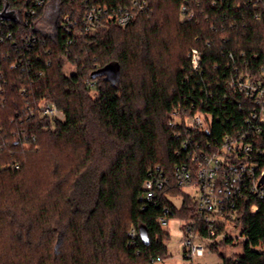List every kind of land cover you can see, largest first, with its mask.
I'll list each match as a JSON object with an SVG mask.
<instances>
[{"label":"trees","instance_id":"1","mask_svg":"<svg viewBox=\"0 0 264 264\" xmlns=\"http://www.w3.org/2000/svg\"><path fill=\"white\" fill-rule=\"evenodd\" d=\"M36 1L0 0V264L162 263L164 209L198 223L174 180L190 162L183 144L210 152L249 127L255 108L237 80L264 83V0H146L124 27L117 17L142 0ZM111 65L114 82L90 78ZM44 102L63 119L42 116ZM176 111L210 118L208 130L172 124ZM254 139L264 150V125ZM160 178L147 199L144 185ZM238 209L210 252L220 264H264V201Z\"/></svg>","mask_w":264,"mask_h":264},{"label":"built area","instance_id":"2","mask_svg":"<svg viewBox=\"0 0 264 264\" xmlns=\"http://www.w3.org/2000/svg\"><path fill=\"white\" fill-rule=\"evenodd\" d=\"M259 2L261 0H255ZM44 1L37 0L36 6L42 7ZM131 9L123 10L117 17V23L124 27L129 24L136 14L148 9L147 1L141 3L134 1ZM181 13L187 19L192 18V13L181 8ZM34 15L35 11L32 10ZM91 20V18L89 17ZM191 66L198 70L200 56L197 51H191ZM237 89L243 93L254 106L250 113L249 126L246 131L238 132L234 136L223 138L220 146L203 151L197 143H184V149L192 150L189 154L190 162L174 169V180L182 190L188 189L195 202V215L198 223L183 226V260L185 264H195L198 259L210 253V246L225 237L220 227H232L237 216L238 207L247 198H257L264 201V183L260 180L264 175V169H260V156L264 150L255 146V134L259 133L264 125V83L256 80L238 79ZM40 114L45 117L63 119V115L52 103L44 102L40 107ZM183 115V116H182ZM176 111L172 117V124H180L196 132H206L209 128L210 118L200 114L184 116ZM183 117V119H182ZM185 118V119H184ZM185 120V121H184ZM256 123V125H254ZM166 180L161 178L155 182H147L144 185V193L147 199L153 198V190H160ZM254 212L255 208L252 207ZM168 209H164V215L158 220L161 227L166 228L168 223ZM203 227L202 234L201 228ZM232 238L239 239L236 236Z\"/></svg>","mask_w":264,"mask_h":264},{"label":"rangeland","instance_id":"3","mask_svg":"<svg viewBox=\"0 0 264 264\" xmlns=\"http://www.w3.org/2000/svg\"><path fill=\"white\" fill-rule=\"evenodd\" d=\"M53 7H54V5L47 9L46 14L43 16V19L37 24L38 28H42L44 31H49L48 30L49 28L47 29V27H48L47 26L48 25L47 19H48V14H50L51 16L54 15L55 8H53ZM69 69H70V67H67L66 73H68ZM114 75H115L114 73L109 75V78L113 82L116 80ZM184 116H187V115H184ZM182 119H183V117H182ZM183 192L185 194L190 193V191L188 189H184ZM174 204L177 207H179L180 201L178 199H176V200H174ZM182 224L183 223H182L181 219H178V218L168 219L166 230L169 233V240H168L166 246H167L169 253L171 254V257H170V259H168L162 263H155V264H185V262L182 258L183 257L182 239L184 236L183 231H182ZM38 238H39V236H38ZM57 240H58V237L53 238V241H52L53 243L51 245L52 250L54 249V246L56 245ZM41 241L44 242V239L42 238L40 240V242ZM67 247H68V242L63 244L62 250L65 251L67 249ZM52 253H53V251H52ZM118 257L119 258L116 261L113 258L114 263L117 262L118 264H120V263L121 264H127L126 259L121 254H118ZM195 264H220V259L216 254H213L211 252L210 253L207 252V253H205L204 257L201 259H198L195 262Z\"/></svg>","mask_w":264,"mask_h":264},{"label":"water","instance_id":"4","mask_svg":"<svg viewBox=\"0 0 264 264\" xmlns=\"http://www.w3.org/2000/svg\"><path fill=\"white\" fill-rule=\"evenodd\" d=\"M114 73L115 75V79L117 77V69L115 66L111 65V66H107L105 67L104 69H101V70H98L96 72H94L92 75H91V79L94 80L96 79L97 77L99 76H106L107 78H109V75ZM110 79V78H109ZM111 80V79H110ZM264 183V175L262 176L261 180H260V184H263Z\"/></svg>","mask_w":264,"mask_h":264}]
</instances>
